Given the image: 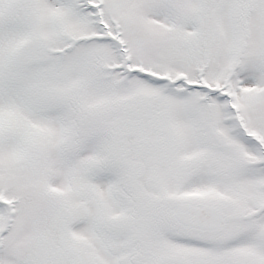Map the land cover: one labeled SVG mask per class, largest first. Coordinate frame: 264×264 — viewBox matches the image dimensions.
<instances>
[{"label": "snow or ice", "instance_id": "snow-or-ice-1", "mask_svg": "<svg viewBox=\"0 0 264 264\" xmlns=\"http://www.w3.org/2000/svg\"><path fill=\"white\" fill-rule=\"evenodd\" d=\"M0 264H264V0H0Z\"/></svg>", "mask_w": 264, "mask_h": 264}]
</instances>
